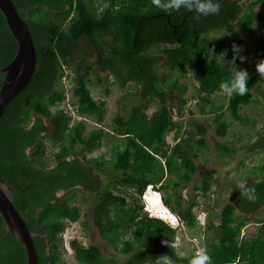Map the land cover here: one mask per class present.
<instances>
[{
  "label": "trees",
  "instance_id": "trees-1",
  "mask_svg": "<svg viewBox=\"0 0 264 264\" xmlns=\"http://www.w3.org/2000/svg\"><path fill=\"white\" fill-rule=\"evenodd\" d=\"M13 1L29 25L39 63L27 87L7 104L0 118V177L11 187L14 204L29 229L36 233L39 264H65L61 232L68 223L80 218V206L75 203L79 185L96 191L91 218L101 236L118 251L129 254L118 263L107 258L99 245H82L73 236L72 248L79 264H146L163 253L175 262L189 263L197 253L181 256L169 243L175 241L178 233L164 220L168 219L167 214L163 219L150 216L141 201L142 195L150 190L147 186L153 184L164 204L186 226L196 225L199 208L194 211L193 207L197 202L191 197L183 206L182 188L198 171L196 151L207 145L208 120H189L184 127L182 120L173 119L174 107L181 113L187 100L184 97L187 86L174 77L175 71L187 68L194 71L199 82L200 111L213 113L211 123L216 124V132L222 137L234 121L247 124L251 120L241 113L242 105L258 102L264 112V75L257 73V62L242 67L249 73L248 91L243 96L231 93L226 104L213 102L211 97L220 90L219 84L232 77L241 60L237 56L233 62L232 44L239 45L236 31L207 37L213 28L233 29L238 22L246 38L255 41L254 24L264 20V13L256 8L262 0H250L246 6L241 0H232L221 6L219 12L207 16L192 11L181 25L177 24L182 22L187 9L169 14L153 6L151 0H107L101 5L95 0ZM106 33L113 34L107 48L96 38ZM83 35L90 36L99 57L93 65L86 64L80 84L74 86L75 110L99 123L105 117L106 100L95 99L88 86L93 71L99 84L104 81L101 71L105 70L121 87L129 81L137 83L145 98L133 105L129 114H116L111 131L98 127L85 133V124L82 121L71 124L73 115L65 108L59 62L71 56L72 45ZM162 44L171 45L162 48ZM258 47L260 60L264 59V42ZM16 50V38L0 10V67L11 61ZM222 52L223 59H216ZM4 76L0 73V89ZM110 85L105 86L106 94ZM175 90L179 92L173 97ZM152 100L160 105L148 114ZM58 104L64 106L53 110ZM208 104L211 105L207 110ZM33 113L39 117L31 123ZM43 117L52 126L48 134ZM170 131L174 132V139L179 138L174 144L166 139ZM257 134L258 139L250 147L264 151V130ZM111 136L118 138L110 146L114 181L100 189V180L91 164L100 171L102 157L87 158L85 152L94 150ZM46 138L53 141L56 151L47 152ZM31 145L33 152L28 155L26 148ZM216 146L222 154L236 151L223 142H217ZM76 151L80 157L75 156ZM258 169L256 178L246 184L255 187L256 200L240 196L237 188L234 201L226 202L218 217L207 218L204 251L211 264H264V159ZM166 186L171 188L168 195L161 189ZM209 187L208 178L193 185L195 190L204 192ZM61 190L67 192L57 199ZM172 201L176 203L174 207ZM261 205L263 216L255 218L256 233L242 234L243 227L252 219L250 213ZM236 208L241 210L239 214ZM0 264H26L24 246L7 232L1 215Z\"/></svg>",
  "mask_w": 264,
  "mask_h": 264
},
{
  "label": "rangeland",
  "instance_id": "rangeland-1",
  "mask_svg": "<svg viewBox=\"0 0 264 264\" xmlns=\"http://www.w3.org/2000/svg\"><path fill=\"white\" fill-rule=\"evenodd\" d=\"M130 1V0H129ZM96 4H103L107 0H95ZM247 4L245 3L244 6ZM257 10L264 13V1H260L257 6ZM264 22V21H263ZM263 22H255L254 29L255 32H259ZM67 27V24L65 25ZM233 31L237 32V40L239 45L242 46L243 55L246 57L241 61L240 65L236 68H242L249 65H253L258 62L261 58V50L259 49V44L254 41H250L246 38V35L241 30V24L238 22L234 23L233 29H228L226 27L213 28L208 32L207 37L212 38L221 34H232ZM98 40L107 45L112 42L113 34L106 33L96 37ZM171 44H162L161 47L170 46ZM99 53L93 46L90 36L83 35L74 42L71 47V56L66 59H61L59 62L60 78L59 84L65 89L67 94V102L75 101V97L72 93L74 86L80 84L81 74L84 72L86 64L93 65ZM165 58H163V61ZM84 61L85 63H83ZM64 63V66H63ZM225 64L229 65L228 60H225ZM164 69V68H163ZM104 76V81L102 84L96 82L95 72H91L89 75L88 86L91 89L93 97L97 100L105 99L107 110L105 117L102 122H97L94 117L81 115L75 111H70L73 115L74 123L77 121H82L85 124V133H88L93 128L103 127L107 131H111L113 125V117L116 114H129L130 108L145 100V98L140 93V86L129 81L124 87L119 86L117 82L114 81L113 76L109 74L108 70L101 71ZM178 77L179 81L187 86L184 97L187 99L184 107L182 108V113L187 114L185 117L187 120H196L204 122L207 118L208 131L205 135L207 145L201 146L197 149V157L195 159L198 165V171L195 173L194 178L191 182L187 183L182 188L183 195V206L188 204V200L192 197L196 200L197 204L193 207L196 211L199 208V213L204 209L209 218L218 217L221 208L226 202L234 201L235 191L238 188L240 182L247 184L250 180L256 178V174L259 172V166L263 163L264 151L260 148H251L250 145L255 142L259 135L258 131L264 130V112L263 106L258 102H251L249 104H244L241 107V113L250 117V121L247 124H243L239 121H234L226 136L222 137L216 132V124L211 123L213 113H202L200 111L201 98L198 91V80L195 77V73L192 69H183V71H175V76ZM110 83L111 90L109 94L105 93V86ZM179 90L172 91V96L178 93ZM258 96V93L255 92ZM229 94L224 93L221 89L212 95V100L215 104H226ZM170 99L172 101L174 98ZM176 100V99H175ZM160 103L156 100L150 102L147 108V113L151 114L159 107ZM211 104L206 106L208 110ZM63 104H58L52 107L54 110L56 107H62ZM68 108V107H65ZM69 110V109H68ZM177 111V107H174ZM228 114V113H226ZM178 113H175L177 117ZM39 115L33 113L31 116V123L38 118ZM230 119L228 115L225 117ZM44 123L47 125V130L45 134H48L52 130L51 123L48 118H42ZM173 132H167L166 139L172 140ZM118 142V138L111 136L104 138L100 146L92 151H86V157H102V169L98 171L96 167L92 165L97 177L100 180V189L107 187L109 183L114 181L115 171L112 169V159L113 152L111 149V144ZM223 142L226 146L234 148L236 151L229 154H222V152L217 148L216 143ZM45 143L47 146V152L56 151L58 148L54 146L51 139L46 138ZM33 152L32 147L28 150V155ZM75 156L80 157V152L76 151ZM204 178H208L210 181L209 189L204 192L202 190H195L193 188L194 182H202ZM258 179H256L257 181ZM159 185V184H158ZM81 188L77 193V199L75 203L80 206V218L75 222L68 223V230L72 233L74 237L80 240L82 245L97 244L99 245L104 255L107 258L114 259L115 262H123L128 257L129 254L122 253L118 251L110 242L106 241L100 234V231L94 226L91 218V207L94 202L95 190H92L86 185L77 186ZM166 195L171 193L170 186L161 188ZM151 191V190H148ZM67 190H61L57 192V199H59ZM152 192H154L152 190ZM144 198V199H143ZM145 200V195H142L141 201L144 204V211L150 209L152 212L162 213L163 199L160 200L159 204L152 206L148 205ZM174 207L176 203L171 202ZM148 208V209H147ZM263 205L259 206L255 211L250 213L252 217L251 220L243 227L242 231L246 236L255 234L258 228V223L255 218H260L263 216ZM241 210L236 208V214H239ZM198 213V214H199ZM197 214V215H198ZM169 215L167 214V218ZM182 224L177 227V237L175 241H170L179 255L190 256L196 252V247L204 250L207 245V234L206 228L197 221L195 227H188ZM197 238V239H196ZM198 240V243L197 241ZM199 246V247H198ZM63 261L65 264H79V261L73 253L63 254ZM108 264H113L109 262ZM146 264H189V263H178L173 261L170 256L166 253L160 255L156 260L149 261Z\"/></svg>",
  "mask_w": 264,
  "mask_h": 264
},
{
  "label": "water",
  "instance_id": "water-1",
  "mask_svg": "<svg viewBox=\"0 0 264 264\" xmlns=\"http://www.w3.org/2000/svg\"><path fill=\"white\" fill-rule=\"evenodd\" d=\"M232 0H220V7ZM0 10L3 13L7 26L17 41V50L14 57L6 65L0 67L4 80L0 89V118L7 104L29 84L38 67V58L29 25L18 11L13 0H0ZM194 11V10H193ZM192 11H187L182 19ZM0 215L2 216L7 232L12 233L24 246L26 264H39V255L34 240L35 232L27 225L13 201L11 187L0 177Z\"/></svg>",
  "mask_w": 264,
  "mask_h": 264
},
{
  "label": "clouds",
  "instance_id": "clouds-1",
  "mask_svg": "<svg viewBox=\"0 0 264 264\" xmlns=\"http://www.w3.org/2000/svg\"><path fill=\"white\" fill-rule=\"evenodd\" d=\"M151 4L156 8L161 9L169 14L173 11H179L181 8L187 9L189 11L194 10L195 12H197L202 16L214 14L219 12L220 10V0H151ZM224 51L226 52L227 50L225 49ZM232 51L234 53L233 62H235L237 56L241 61H243L246 58L244 55L241 54L242 51L241 45L233 43ZM223 56L224 53L222 52L216 57V59L218 60L223 59ZM256 71L260 75H264V59H261L257 62ZM248 80H249L248 71L243 68H236V71L234 72L232 77L229 80L222 81L219 84V88L224 93H228V94L235 93L243 96L248 91ZM238 188H239L240 196L250 201L256 200L257 196H256V189L254 186L246 185L244 182H240L238 184ZM159 198L160 200H162L161 193L160 195L152 191H147L145 193V200L148 205H152V206L158 205ZM163 205L166 206L164 203L162 204V206ZM65 253H67V251ZM189 264H211V259L210 256L204 250H201L190 259Z\"/></svg>",
  "mask_w": 264,
  "mask_h": 264
},
{
  "label": "built area",
  "instance_id": "built-area-1",
  "mask_svg": "<svg viewBox=\"0 0 264 264\" xmlns=\"http://www.w3.org/2000/svg\"><path fill=\"white\" fill-rule=\"evenodd\" d=\"M264 21V20H263ZM264 23V22H263ZM261 29L259 32H255L256 33V40L254 42H256V44H260L261 42H264V25L262 24L261 25ZM243 53V51H242ZM63 66H64V63H63ZM65 91V89H64ZM68 99H67V94L65 92V100H64V104L67 105V109H69V111H74L75 108L74 106L72 105V102H71V99H70V102H67ZM76 111V110H75ZM183 112V111H182ZM180 113L176 110H174L173 112V119L175 120H182L184 122V127H186L187 125V118L185 117V115L187 114H184V113ZM175 113H178L177 117H175ZM74 122V120H72L71 124ZM184 129H182L181 131V134H183L184 132ZM171 132V131H170ZM173 132V131H172ZM174 134V132H173ZM181 136V135H180ZM177 140H179V138L177 139H174V137L172 138V140H170L169 142L171 144H174ZM164 162V160H163ZM147 189H150V190H154V192L158 193L160 195V192L159 190L153 185V184H149L147 186ZM145 201V200H144ZM148 209V208H147ZM163 210H164V213H168L169 214V217L168 219H164L167 223H169L171 226L177 228L179 227L182 223V221L177 217V215L168 207V206H164L163 205ZM149 211V215L150 216H156L153 214V212L148 209ZM207 218H208V214H206V210H202L198 215H197V221L200 223V225L204 226L206 225L207 223ZM242 234H244V232H242ZM61 236L63 238V247L66 249L67 253H73V248H72V239H73V235L72 233L68 230V227H66L62 233H61ZM197 239V238H196ZM197 243H198V240H196ZM199 247V246H198ZM202 249L199 247L197 248L196 247V253H198L199 251H201Z\"/></svg>",
  "mask_w": 264,
  "mask_h": 264
},
{
  "label": "flooded vegetation",
  "instance_id": "flooded-vegetation-1",
  "mask_svg": "<svg viewBox=\"0 0 264 264\" xmlns=\"http://www.w3.org/2000/svg\"><path fill=\"white\" fill-rule=\"evenodd\" d=\"M250 0H241V2H242V4L243 5H245V3L247 4L248 2H249ZM37 119V118H36ZM35 121V120H34ZM34 121L32 122V123H34ZM46 125V124H45ZM46 127H47V125H46ZM48 128V127H47ZM47 130V129H46ZM32 147V145L31 146H28L27 148H26V153L28 154V150L30 149ZM6 228V227H5Z\"/></svg>",
  "mask_w": 264,
  "mask_h": 264
},
{
  "label": "bare ground",
  "instance_id": "bare-ground-1",
  "mask_svg": "<svg viewBox=\"0 0 264 264\" xmlns=\"http://www.w3.org/2000/svg\"><path fill=\"white\" fill-rule=\"evenodd\" d=\"M245 1V0H244ZM164 212V211H163ZM166 214H168V213H166ZM155 215L156 216H158V217H161V218H164L165 217V215H163L162 213H157V212H155ZM169 215V214H168Z\"/></svg>",
  "mask_w": 264,
  "mask_h": 264
}]
</instances>
